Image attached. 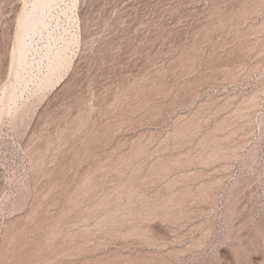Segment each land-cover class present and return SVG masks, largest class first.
I'll use <instances>...</instances> for the list:
<instances>
[{
    "label": "rangeland",
    "instance_id": "rangeland-1",
    "mask_svg": "<svg viewBox=\"0 0 264 264\" xmlns=\"http://www.w3.org/2000/svg\"><path fill=\"white\" fill-rule=\"evenodd\" d=\"M35 1L0 0V264H264V0Z\"/></svg>",
    "mask_w": 264,
    "mask_h": 264
},
{
    "label": "bare ground",
    "instance_id": "bare-ground-1",
    "mask_svg": "<svg viewBox=\"0 0 264 264\" xmlns=\"http://www.w3.org/2000/svg\"><path fill=\"white\" fill-rule=\"evenodd\" d=\"M34 4L35 5H39V1L38 0H36L35 2H34ZM43 4V3H42ZM28 22V21H27ZM26 28V27H25ZM24 28V29H25ZM235 253V257H236V260H239L240 259V255L239 254H237L236 252H234ZM233 254V253H232ZM225 255V254H224ZM239 258V259H238ZM250 261H253V258H250ZM255 261V260H254Z\"/></svg>",
    "mask_w": 264,
    "mask_h": 264
}]
</instances>
